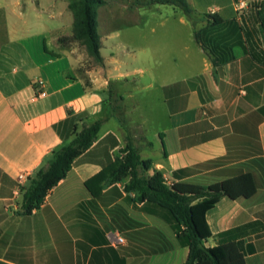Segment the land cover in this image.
Instances as JSON below:
<instances>
[{"label": "crops", "instance_id": "0c3cea01", "mask_svg": "<svg viewBox=\"0 0 264 264\" xmlns=\"http://www.w3.org/2000/svg\"><path fill=\"white\" fill-rule=\"evenodd\" d=\"M245 1L240 14L236 0H188L200 43L175 9L139 7L132 19L102 6L103 63L94 64L80 42L59 41L73 34L68 0H0L1 264H185L171 215L134 201L129 179L97 197L85 185L123 156L129 136L168 184L252 173L253 196H225L206 213L207 244L235 242L246 264H264V0ZM97 121L91 148L22 214L28 178L76 126Z\"/></svg>", "mask_w": 264, "mask_h": 264}, {"label": "trees", "instance_id": "16d2710c", "mask_svg": "<svg viewBox=\"0 0 264 264\" xmlns=\"http://www.w3.org/2000/svg\"><path fill=\"white\" fill-rule=\"evenodd\" d=\"M68 1L74 16L73 34L70 37L60 38V43L69 44L78 41L86 47L94 64H102L97 11L100 7L108 5L110 1ZM133 4L149 10H157L159 6L164 5L172 6L189 20L195 39L200 43V33L194 29V10L188 0H133ZM258 13L263 21L264 11ZM81 72L84 73V70L81 69ZM120 108V105L115 106V109ZM102 123L97 121L93 124H83L80 129L76 126L72 140L54 150L34 175L28 178L27 183L21 188L22 214L31 215L44 203L51 190L66 178L76 159L89 150L97 140ZM122 153V157L117 158L85 183L95 197L105 186L129 179L124 189L134 194V201L156 203L171 215L177 237L181 244L188 246L190 250L185 264H246L239 244L223 242L213 247L207 244L212 232L206 213L225 196L231 199L253 196L257 190V183L252 173L241 172L235 177L207 186L191 182L168 184L163 173L153 169L151 161L141 159L130 136ZM150 170H152L151 174H149ZM225 234L229 232L222 235Z\"/></svg>", "mask_w": 264, "mask_h": 264}, {"label": "rangeland", "instance_id": "374dc122", "mask_svg": "<svg viewBox=\"0 0 264 264\" xmlns=\"http://www.w3.org/2000/svg\"><path fill=\"white\" fill-rule=\"evenodd\" d=\"M109 1H110V3H109L110 8H117V10L119 12H121L125 18L129 17L132 19H137L135 12H136V9H138L139 7H137L133 4V0H109ZM165 6H167V7H165ZM172 9H174L172 6L164 5V8H162L161 10H153V11L154 12H160V11L167 12V11H171ZM119 18H121V17H119ZM200 20H201V18H200ZM198 21H199V19L195 20L194 28H196V24Z\"/></svg>", "mask_w": 264, "mask_h": 264}, {"label": "built area", "instance_id": "2783aa9c", "mask_svg": "<svg viewBox=\"0 0 264 264\" xmlns=\"http://www.w3.org/2000/svg\"><path fill=\"white\" fill-rule=\"evenodd\" d=\"M241 4H243L244 7H241ZM247 8H248V2L245 0H240L236 4V10L240 14H243ZM35 86L37 88V98H42V97H45L47 95V91L45 89H43V86H44L43 81H37ZM115 242L118 244L119 243L121 244L124 242V239H123V237L117 236Z\"/></svg>", "mask_w": 264, "mask_h": 264}, {"label": "clouds", "instance_id": "9594fccd", "mask_svg": "<svg viewBox=\"0 0 264 264\" xmlns=\"http://www.w3.org/2000/svg\"><path fill=\"white\" fill-rule=\"evenodd\" d=\"M241 7H244V5H243V4H241Z\"/></svg>", "mask_w": 264, "mask_h": 264}]
</instances>
